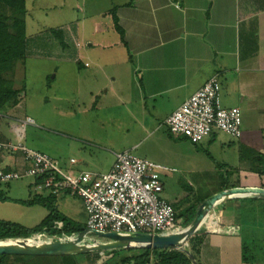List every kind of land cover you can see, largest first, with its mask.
Segmentation results:
<instances>
[{
    "label": "rangeland",
    "instance_id": "374dc122",
    "mask_svg": "<svg viewBox=\"0 0 264 264\" xmlns=\"http://www.w3.org/2000/svg\"><path fill=\"white\" fill-rule=\"evenodd\" d=\"M126 2L26 0L27 52L24 61H18L17 71L14 66L8 74L12 78L16 74L19 87L23 85L21 88L25 96L22 104L26 115L35 121L25 126L24 142L66 163L70 157L93 158L97 160L99 169H107L114 160L113 153L126 149L139 157L174 168L171 172H161L164 183L162 197L173 204L175 212L180 214L188 206L198 208L200 201L218 192L229 171L232 173L230 177L239 182L244 179L247 182L250 176H257L256 172L248 169L247 160L243 161L246 157H254L251 151L256 150L255 147L241 145L239 138L219 130L197 143L190 142L183 135H172L158 114L176 99L159 98L155 111L150 103L146 105L147 109L135 103L133 86H136L141 74L137 69L135 53L136 44L140 41L137 42L134 33L129 31L128 24L132 22L136 10L126 7L127 4L124 6ZM134 3L131 0L130 6ZM113 15L121 17L124 21L118 22L119 25L129 31L124 39L126 45L120 43ZM51 28L62 30L65 46L53 33H48ZM190 37L185 35L182 39ZM230 40L231 34H225L224 42ZM209 42H212L211 38ZM95 61L101 66L95 65ZM82 75L91 77L84 78ZM218 81L221 105L224 100L233 104L232 93L223 89V80L219 75ZM95 102V108H92ZM8 108L10 106L5 107V111ZM3 114L4 111H0V122L3 130L7 131V122L11 124L13 120ZM243 117L244 121H251L252 114L244 111ZM30 180L20 178L0 185L11 199L0 201V219L33 227L46 216L47 209L42 205L12 201L26 200L38 192L30 186ZM241 198L219 203L230 210ZM53 204L75 222L80 223L85 218L83 203L78 197L57 194ZM217 205L213 208L216 211ZM240 211L241 222L233 227L238 231L234 234L241 237L250 258L251 254L264 250L263 203L257 201L252 209L244 205ZM184 219L185 215L178 216L181 226L187 228L183 226ZM204 226L205 223H201L199 228ZM189 238L184 245L187 248ZM97 240L106 239L95 234L90 237V242ZM130 254L123 252L122 256ZM97 256L100 258L98 261L88 263L104 264L102 252L98 251ZM197 259L200 261L198 255Z\"/></svg>",
    "mask_w": 264,
    "mask_h": 264
},
{
    "label": "crops",
    "instance_id": "0c3cea01",
    "mask_svg": "<svg viewBox=\"0 0 264 264\" xmlns=\"http://www.w3.org/2000/svg\"><path fill=\"white\" fill-rule=\"evenodd\" d=\"M132 1L135 2L133 6H130L131 0H127L123 5L127 4L126 7L136 10L128 28L134 33L137 42L140 41L136 44L135 53L139 74L141 71L139 81L133 86V91L136 92L135 103L144 109H147L146 105L150 103L155 111L159 98L166 97L169 101L176 99L175 103L171 102L167 109L158 114L165 121V118L211 75L217 74L223 80V89L226 88L233 96V104L232 101L224 100L229 104L223 101L222 105L238 106L241 109L242 133L238 137L240 144L247 148L255 147L257 152L264 155V0ZM117 19L120 23L124 21L121 17ZM121 27L125 39L129 31L127 27ZM225 34H231L230 41L224 42ZM185 35L191 36L190 39H182ZM209 38L212 42H209ZM94 63L101 66L97 61ZM17 66L18 61L15 64V72ZM75 80H79V76ZM12 87L19 91L20 99L16 105L4 111L3 116L13 122H7V131L3 130L0 122V141L15 140L13 124L17 119L27 116L22 104L25 96L23 85L19 87L16 74ZM95 105L96 102L91 107L95 108ZM244 111L252 114L251 121L243 120ZM244 138L245 141H242ZM56 159L64 166L70 164L69 161L66 163L65 160ZM70 159L75 160V170L104 172L113 163L112 159L107 169H99L97 160L93 158L70 157L68 160ZM22 162L19 153L0 151L1 167L17 168L22 166ZM256 174L257 176H250L247 182L243 178L240 185L264 188V175ZM241 176L240 174V179ZM29 184L31 186V180ZM240 206L238 201L232 206L233 209L227 210L223 206L217 211L212 210L220 217L221 228L240 225ZM85 218L80 223H84ZM242 242L241 237L234 233L213 232L208 229L198 253L200 263L245 264L242 260ZM251 255L248 264H264V250ZM12 259L18 264H62L59 255ZM77 261L78 264H87L91 259L79 258Z\"/></svg>",
    "mask_w": 264,
    "mask_h": 264
},
{
    "label": "built area",
    "instance_id": "2783aa9c",
    "mask_svg": "<svg viewBox=\"0 0 264 264\" xmlns=\"http://www.w3.org/2000/svg\"><path fill=\"white\" fill-rule=\"evenodd\" d=\"M33 123L30 116L17 119L13 126L16 139L0 141V150L19 153L23 160L22 166L17 168L0 166L1 184L31 178V187L38 191L36 193L80 198L86 216L82 231L88 242L95 231L121 235L138 232L167 235L173 230L182 231L173 206L162 197L161 172H171L174 168L139 157L126 149L114 153L113 163L107 171L75 170L74 159L69 160V166H64L50 154L24 142L25 126ZM165 124L172 135H183L192 143L209 137L216 130L238 138L242 133V113L238 106L221 105L220 82L218 75L213 74L165 118ZM212 210L203 221L206 230L233 233V227L221 228V219L214 216ZM61 226L58 220L53 222V228ZM76 236H47L45 232H38L23 238L41 243Z\"/></svg>",
    "mask_w": 264,
    "mask_h": 264
},
{
    "label": "trees",
    "instance_id": "16d2710c",
    "mask_svg": "<svg viewBox=\"0 0 264 264\" xmlns=\"http://www.w3.org/2000/svg\"><path fill=\"white\" fill-rule=\"evenodd\" d=\"M26 13L25 0H0V111H5V107L14 106L19 101V91L12 87L13 78L8 76L10 71L14 68L17 61H24L28 39L26 37V22L24 15ZM114 28L119 33L121 42L126 45L124 40V30L118 23V19L113 15ZM50 31V32H49ZM48 33L59 40L62 46H65L63 32L60 29L51 28ZM8 76V77H7ZM213 134V133H212ZM212 134L210 136H212ZM253 150V149H252ZM255 156L245 158L243 161L248 162V169L259 175H264V155L257 151H251ZM253 157V158H252ZM241 160V158H240ZM242 162V161H241ZM243 163V162H242ZM231 171L227 173L226 182L221 181L220 190L239 186L240 182L234 177H230ZM0 185H2L0 183ZM226 186L225 188L223 186ZM218 190V191H220ZM217 192V191H216ZM56 195L49 193H35L26 200H12L18 203L25 204H39L47 209L46 216L35 226L26 227L16 221L0 219V241L7 239H15L19 237H29L34 233L45 232L47 236H75L84 229V223L75 222L72 219L61 213L53 204ZM0 201H11L3 189L0 188ZM260 201L263 203L264 199L252 196L242 197L239 201L240 208L244 205H249L253 208V204ZM202 201L199 202V204ZM248 203V204H247ZM171 204V203H170ZM221 203L217 205L220 208ZM173 206V204H171ZM174 208V207H173ZM197 207L189 206L181 211L178 216L185 215L183 226L187 227L193 220L196 214ZM242 213V212H241ZM58 220L61 222V228H53V222ZM236 226V225H235ZM234 226V227H235ZM237 227V226H236ZM205 228V226H204ZM199 228V230L188 240V248L184 250H177L172 247L167 248H148L146 246L117 248L112 250L102 251L104 256V264H201L197 259L200 245L203 237L207 232L206 228ZM238 231L234 230L233 233ZM92 236V235H91ZM123 252H131L128 256H122ZM96 253V254H95ZM98 251H89L78 254L59 255L62 264H78L79 258L91 259L92 261L100 259L97 256ZM193 256V260L189 254ZM248 249L245 243H242V260L244 263L249 262L252 255L247 257ZM31 257L30 255L19 254H0V264H18L12 258ZM50 264V263H49Z\"/></svg>",
    "mask_w": 264,
    "mask_h": 264
},
{
    "label": "water",
    "instance_id": "95a60500",
    "mask_svg": "<svg viewBox=\"0 0 264 264\" xmlns=\"http://www.w3.org/2000/svg\"><path fill=\"white\" fill-rule=\"evenodd\" d=\"M245 196L264 198V188L259 186H236L213 193L200 203L193 221L184 229V232H175L173 230L172 233L167 235L146 232L121 235L116 232L95 231L94 234L96 236L106 239L104 241L98 240L97 242H88L84 237L83 231L74 239H55L41 243L30 242L27 238L7 239L5 241H0V254L30 256L66 255L89 251L102 252L105 250L137 246H146L152 249L172 247L177 250H184L187 239L192 233L198 230L211 209L219 202ZM189 256L193 260V256L191 254H189Z\"/></svg>",
    "mask_w": 264,
    "mask_h": 264
},
{
    "label": "bare ground",
    "instance_id": "6f19581e",
    "mask_svg": "<svg viewBox=\"0 0 264 264\" xmlns=\"http://www.w3.org/2000/svg\"><path fill=\"white\" fill-rule=\"evenodd\" d=\"M184 229H185V228H183V229H182V232H184V231H185Z\"/></svg>",
    "mask_w": 264,
    "mask_h": 264
}]
</instances>
